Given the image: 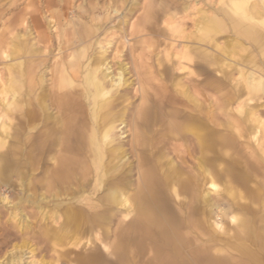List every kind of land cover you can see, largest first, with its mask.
<instances>
[{"label": "rangeland", "instance_id": "rangeland-1", "mask_svg": "<svg viewBox=\"0 0 264 264\" xmlns=\"http://www.w3.org/2000/svg\"><path fill=\"white\" fill-rule=\"evenodd\" d=\"M232 1L0 0V198H5L0 201V264H11V255L18 250L23 251L20 264H114L107 260L105 251L116 239L118 227L124 221L137 222L142 216L141 203L150 200V194L158 187L161 194L156 200H150L151 215L160 212V221L152 224L154 230L162 225L164 217L169 223L160 232L163 243L167 238L182 253L194 250L200 254L199 243L221 264H251L237 244L236 237H240L241 232L239 221L251 209L256 215H263L264 205L245 206L246 201L241 199L240 193L243 196L248 193L247 183H243L246 173L242 165L234 166L236 162L228 153L229 149L226 156L219 154V150L209 154L208 151L206 165L210 173L200 174L193 166L201 155L191 153V141L197 142V136L183 138L176 131L179 123L187 119L186 115L203 121L208 141L240 136L244 130L248 150L264 157V56L241 28L250 25L254 31L264 32V0L250 1L259 5L252 18L246 17L244 11H235ZM23 8L30 13L24 15V25L27 22L30 25L26 29L24 25H15L17 13ZM34 8L40 11L47 28L44 40L38 39L34 18H29L34 16L31 11ZM53 17L59 22L55 23ZM133 24H137L139 32L130 34ZM60 37L74 42L71 55L70 50L60 48V52L67 55L62 68L84 55L83 64L76 72L82 77L76 84L90 89L85 99L91 120H94L95 103L104 100L94 86V58L104 56L115 68L121 62L132 69L126 77L134 83L120 87L115 94L118 103L111 102L116 105L115 112L100 116L103 121L108 119L109 126L116 123L114 134L121 126L115 116L130 119V113L142 101L141 85L133 71L136 59L155 72L158 89L153 94L159 101L152 98L148 101L151 99L156 113L165 119L151 128L141 125L143 135L155 145L152 149L161 146V151L143 168H139L136 157L129 156L126 149L129 145L124 147L126 156L116 158L110 154L112 148L103 145L104 155L96 159V164L95 157H89L93 171L55 186L47 183L52 165L56 163L54 152L38 166L32 163L34 153L25 143L30 140L27 134L32 130L22 127V133H16L17 114L20 109L26 114L29 108H40L36 100L42 95L44 101L49 99V87L58 71L56 66H60ZM121 42L124 44L118 50ZM251 54L256 58L255 63L249 58ZM34 63L37 67L31 73L36 83L32 86L33 79L26 78L22 70L28 72ZM250 71L257 77L254 88H248L241 78ZM86 76H90V83L85 82ZM202 79L207 83L201 84ZM216 86L221 87V92ZM110 88L115 90L116 85H106V91ZM136 89L139 90L137 95L134 94ZM184 89L189 90L191 99L185 96ZM224 90L229 91L226 98L222 94ZM198 91L206 94L203 102L199 100ZM111 93L107 98L112 97ZM39 101L44 103L42 98ZM200 109L208 116H203ZM221 119L226 128L214 123ZM168 123L177 133L171 143L160 139V131ZM99 137L102 140V136ZM172 167L180 171L183 182L187 177L196 181L197 192L193 191L196 196L187 190V185L182 188L179 182L173 186L167 184ZM142 174L150 185L147 192L142 191L144 193L140 192ZM210 177L216 180L219 190L212 189ZM211 190L210 204L204 202V194ZM124 198L128 199V205ZM71 213L77 214L75 225L68 221ZM193 224L197 227L195 230ZM195 235L198 242L193 238ZM261 255L264 257V254L257 255L258 264H263Z\"/></svg>", "mask_w": 264, "mask_h": 264}, {"label": "bare ground", "instance_id": "bare-ground-1", "mask_svg": "<svg viewBox=\"0 0 264 264\" xmlns=\"http://www.w3.org/2000/svg\"><path fill=\"white\" fill-rule=\"evenodd\" d=\"M250 1L251 0H233L232 8L235 11H244L246 17L252 18L254 17L257 10H259V5L257 3L254 4L250 3ZM31 11L34 16H29V18L32 17L34 18L33 19V22L35 23L34 26H36L37 29L36 31L39 33L38 39L40 38L44 40L46 39L48 34H47V28L44 24V20L42 19L43 17L40 16L39 10L36 11V8L32 9ZM232 13L235 14V12ZM17 14H18V19L15 20V25L16 26L24 25L26 22V18L24 17V15L30 14L27 12V8H23L19 10ZM53 19L55 23L59 22V19L57 18L55 19V17H53ZM28 27H30V25L28 26V22H27V25L26 26L24 25L23 28L26 29ZM138 28L139 27L137 26V24L136 25L133 24L132 31L130 32V34H135L139 32ZM241 28H242V33L248 36V38H250L253 43L255 42V44L258 47H260L261 50L260 53L262 54V56H264V32L254 31L253 30L254 28L252 29L250 25L249 27L243 25ZM244 34H242V36ZM60 38H61V42L59 43L58 46L59 55H60V59L58 61L60 62L59 63L60 66L59 65L56 66L57 67L56 70L58 71L53 75L54 76L53 83L51 84L52 86L49 87L50 88L48 92L49 99L47 101H44L43 100L44 96L42 95L41 98L42 101L44 102L43 104H41L42 102L39 101L41 100V98L39 100L38 99L36 100V102L40 105V108L38 107H35V109L29 108L28 112L25 114L21 111L19 107L20 110L17 114L18 124L16 127V133L20 135L22 133L23 128H25L26 131H28V129L32 130V132H29L27 134L28 136H30V140L28 142H25L28 145V147L31 148V152L34 153L33 154L34 158L32 163L34 164V166L35 165L38 166L46 156L54 152L53 156L56 159V163L52 165L50 176L48 177V181H47V183L50 186H55L59 183L72 181L73 179L80 177L81 174L87 175L89 172L93 171L94 170L92 166L93 164L92 165L90 164L89 157L90 156L95 157L94 158L95 160H93V162L96 164V159H100V157L104 155L102 153V148H104L105 146L108 148L109 147L112 148L110 149V154H112L114 158L125 157L126 154H124V150L125 151L126 149L127 151L129 150L128 152L129 156L130 154H132L134 157H136L139 168H143L144 166H146L148 162H150L153 159V156L156 154V152L161 151V146H157L158 147L157 149H152L153 146L155 145L151 143L148 139H146L145 134L143 135V133L141 132V128L143 126L141 127V125H146L151 128L157 122H163L165 119V118L163 119L162 115L156 113V111L154 110V105L150 104L151 99L150 101H148L149 98H152L155 101H159V98L153 94V91H156L158 89V84L156 82V78L154 77L156 76L155 72L148 69L147 67L148 65L145 66L142 61L140 63V61L136 59L133 65L134 67L133 71L137 75L138 82L141 85V90H142L141 92L143 93L142 101L137 106V108L132 113H130L129 115L130 119L125 120L126 118L125 119L120 118L118 117V115L115 116L117 121L120 120L121 126L119 128V132L114 134L113 131L117 128L116 123L109 126L106 123L108 122L107 121L108 119L103 121L100 119V116L101 117L104 116L105 112L106 113L108 112L110 114L115 112L116 105L111 102L114 101L118 103L117 98H115V94H117L120 87L130 86L131 84L134 83V80H129V78L126 77V75L132 71V69L130 70L129 66H126V64H122L121 62L119 63V67L115 68L113 64H110L111 62L108 61L107 58H104V56L94 58L92 64V67L94 69V77H95L94 86L96 87L98 95L99 93L103 95L104 100L95 103V109L92 110V116L94 120H91L89 117V113L87 111L88 102L85 99V98L88 99V97H86L85 95L89 94L90 89L86 87L87 85H84V88H82L79 84H76V82L79 79L81 80L82 77L78 75V73L76 72H77V68L81 67L83 64L81 58L84 59V55L82 57H78L77 61L75 59V62H71L69 65L65 64L66 67L62 68L61 64L67 55L65 56L64 54H62L60 52V48L63 47V49L70 50V55H71L73 53L72 46L74 42L70 43L71 38L67 40H64L63 37ZM122 44L124 43L121 42L118 45V50H121ZM131 52L133 53L132 48H131ZM249 58L252 60L253 63L256 62L254 60L256 59L254 55L251 54ZM87 60L89 59H86V61ZM88 64L91 65L90 63ZM36 67H37V63H34L32 64L28 72L26 70H25L26 72L22 70V74L27 75L26 78L33 79V74L31 73V71L34 70V68ZM116 70L117 72H115ZM65 77H69V79L67 80ZM241 78L244 79L248 88H252V87L254 88L257 81V77L254 71H250L245 75H241ZM89 81H90V76H86L85 82L90 83ZM199 82H201V84L203 83V85L204 83H207L206 79L205 80L202 79ZM35 83H36V79H33L32 86H34ZM113 84L116 85L115 90H111L110 88L108 91H106V85L113 86ZM180 86L181 85H179V87ZM179 87L177 89H179ZM216 88L218 91L221 92L220 86H216ZM148 89L150 91H148ZM226 91L227 90H224V93L222 91V94L225 98L229 95V91L228 92ZM109 92H112L111 93L112 97L107 98ZM147 92H150V95L149 94L147 95ZM183 93L185 94V96L188 97V99H191L189 90L184 89ZM134 94L135 95L139 94V90L136 89V92ZM197 94L200 98L199 100L203 102V98L204 96H206L205 92L198 91ZM240 108L239 110H241ZM200 112L203 116L205 115L208 116V114L204 110L200 109ZM224 115L226 114L224 113ZM110 116L111 115H109V118H111ZM186 117L187 119L181 121L179 123V126L176 127V131L183 138H186L185 136H190V135L192 136L196 135L198 138V141L195 143L191 141L192 142L191 144L193 145L191 149V153L193 155L194 154L201 155L200 158L196 159L193 167L196 170L200 171V174H204L207 176L210 173V170L209 168H207L206 165L207 164L206 158H209L207 155L208 151H209L208 154L214 150H219L220 151L219 154H223L225 156L228 153L232 154L231 156L232 159L234 160V162L237 163V164L235 163L234 166L242 165V168L246 173V179L243 181V183L245 184L247 183L248 193L243 196V194L239 192L241 199L245 200L246 203L248 202V200H252L253 202L256 203H264V157L257 156L254 150H248L249 146L246 143L247 140L243 139L246 138L244 135V130L240 132V136L239 135H235L233 137L231 135L225 136L217 140L218 142L217 141L212 142V141H208L204 124H202L203 121L195 120L194 117L190 115H186ZM214 123L218 124V126L226 128L223 119L219 121L215 120ZM176 131L173 125L168 123L164 128H162V131H160V139L166 140L165 142L170 141L169 143H171V139L177 134L175 133ZM100 135L102 136V140H100L99 137ZM220 135H222V133H220ZM240 141L242 144H240ZM87 143L89 144L88 146ZM116 144H118L117 146L119 147H116ZM126 145H129V148L125 149L124 147H126ZM242 149H244L243 150L244 152L242 151ZM226 150L228 151V153L226 152ZM176 157L178 158V156ZM45 170L46 169H44V171ZM179 175H180V171L175 169V167H172L170 169V173L167 175V179H166L167 184L169 186H173L172 185L173 183L179 182L182 185V188H184L185 185H187L186 186L188 187L187 190H189V192L191 190L192 194L194 195L193 191L197 192L196 189L197 185L195 183L196 181H194L193 178L191 177H187L186 181L183 182ZM140 178H142L140 192L144 190L147 192L150 186L147 181V178L144 177L143 174L142 177ZM210 180H211L212 189L216 191L219 190V186L216 183V180L213 177H210ZM231 180L234 182L233 179ZM158 188L157 190L154 191V193L152 192L153 193L152 195L150 194L151 196L150 200H152V198L156 200L160 196L161 192L160 194L158 193V191H160L158 190ZM174 189L176 190V188ZM108 191H110V188ZM212 192L213 191L211 190L206 192L205 194L203 193L204 202L206 203L209 202L210 204L212 203L213 200ZM59 196H60L59 194H56V197ZM112 198L114 199L115 197L113 196ZM236 198L238 199V197ZM150 200L145 199L141 203L142 216L138 217L137 222L130 221L125 223L124 221V224L123 223L120 224V227H118L115 233L116 239L111 243V246L108 247L107 250L105 251V257H107V260H112L114 264H199L200 261H205V264H221L216 256L212 257V255H210L208 251L205 252L206 250L199 243H197V247H198L197 251H202V253L200 254L199 252L197 254L194 250L189 251V254L185 252L182 253L178 247L168 242L167 238L163 243L161 241L160 232H162L161 230L162 228H166L165 226L167 225L169 226V223L164 217V222L162 223V225H159L158 226L159 228L156 230L153 229L152 224L156 222V220L160 221L158 219L160 218V212L156 211L154 215H151L152 212H151ZM0 201H5V198H0ZM128 202H129L128 199L124 198L125 205H128L127 204ZM191 202L194 204L195 202L194 197ZM77 218H78L77 214L71 213L68 217L69 219L68 221H73L72 224H74L77 223L76 222ZM192 227L193 229L197 228L195 224H193ZM246 227H245L246 231L249 232L250 230L248 227V223H246ZM197 237L198 235L193 236L195 242H198L196 240ZM190 249H194V248H190ZM22 252L23 251L18 250L12 253L10 258V263L20 264L22 260Z\"/></svg>", "mask_w": 264, "mask_h": 264}, {"label": "crops", "instance_id": "crops-1", "mask_svg": "<svg viewBox=\"0 0 264 264\" xmlns=\"http://www.w3.org/2000/svg\"><path fill=\"white\" fill-rule=\"evenodd\" d=\"M258 205H264V203H256L252 200H249V202L245 204V206L251 207H256ZM252 213L255 212H253V210L251 209L249 213L240 218L239 224L241 227V232L240 237H236V239L238 241L237 244L239 243L241 245L242 255L246 254V259L248 260V262H250L251 264H258L257 255L264 254V213L263 215H256ZM246 223H248V227L250 230L249 232L246 231ZM242 238L247 239H245L244 241V239L242 240ZM262 258L264 262V257L262 256Z\"/></svg>", "mask_w": 264, "mask_h": 264}]
</instances>
